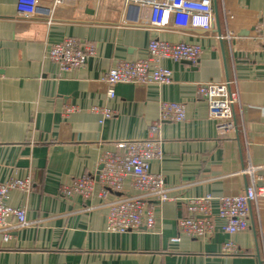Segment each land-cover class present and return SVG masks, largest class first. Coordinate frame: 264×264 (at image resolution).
I'll list each match as a JSON object with an SVG mask.
<instances>
[{
  "label": "crops",
  "instance_id": "obj_1",
  "mask_svg": "<svg viewBox=\"0 0 264 264\" xmlns=\"http://www.w3.org/2000/svg\"><path fill=\"white\" fill-rule=\"evenodd\" d=\"M17 1L0 0V182L30 178L32 184L9 192L8 203L25 209L28 223L7 237L0 232V264H264V199L251 202L243 231L224 230L214 200L212 235L171 239L187 215L186 197L244 192L252 182L243 172L249 164L264 182V0H213L212 32L123 23L122 0H79L51 16L32 17L18 14ZM67 37L93 46L94 53L84 66L62 71L48 50ZM154 37L198 42L200 57L164 59L172 82L119 83L108 98V70L148 57ZM209 80H229L237 94L232 133L217 131L198 94ZM162 100L186 109L183 121L162 122L163 157L150 163L152 172L164 175L169 198L149 200L152 230L108 232L111 202L139 191L129 176L122 190L107 188L103 195L101 158L119 151V140L146 138ZM69 106L76 109L66 112ZM103 108L112 116L104 119ZM84 175L95 180L92 195L62 193ZM229 239L239 252H222Z\"/></svg>",
  "mask_w": 264,
  "mask_h": 264
},
{
  "label": "built area",
  "instance_id": "obj_2",
  "mask_svg": "<svg viewBox=\"0 0 264 264\" xmlns=\"http://www.w3.org/2000/svg\"><path fill=\"white\" fill-rule=\"evenodd\" d=\"M79 0H18L17 12L32 17L38 14L51 16L56 7L75 5ZM125 7L123 23L152 24L178 28L199 27L212 32L214 29L213 0H122ZM223 38V33L217 34ZM149 56L136 60H125L111 67L104 80L107 84V97L116 95L115 86L119 83H158L172 82L173 72L162 65L164 59L189 60L196 62L201 54L198 42H169L154 37L148 45ZM94 53L93 46H86L73 37L54 43L48 50L51 60L57 62L62 71H70L85 65L89 55ZM198 94L208 105V114L216 122L220 134L232 133L237 123L233 118V104L237 94L230 88L229 80L202 82ZM75 106L66 108V112L75 110ZM97 110L98 108H94ZM103 117L109 118L113 112L103 108ZM186 117L185 104L177 101L162 100L159 105L158 120L151 124L148 135L143 139L119 140V151L106 152L101 158L102 168L99 181L103 184L102 194L107 188L122 190L126 177H132L138 195L123 196L111 202L106 220L108 232H127L130 230H152L155 214L150 199L167 200L165 177L160 172H152L150 163L163 157L161 124L163 121H183ZM101 119V122L104 120ZM256 166L249 164L243 172L250 174L252 182L246 190L238 194L189 196L185 198L187 215L179 218V234L172 241H179L181 234L194 238L212 235L215 229L213 221V201H218V216L225 220L224 230L232 235L248 228L251 214V202L264 199V182L256 176ZM30 178H15L0 182V232L5 237L13 228L27 225L26 211L8 203L9 192L13 188L27 190L31 187ZM95 180L84 175L71 185L62 188L63 194L79 192L85 197L92 195ZM225 254L239 252L237 245L229 239L222 246Z\"/></svg>",
  "mask_w": 264,
  "mask_h": 264
},
{
  "label": "water",
  "instance_id": "obj_3",
  "mask_svg": "<svg viewBox=\"0 0 264 264\" xmlns=\"http://www.w3.org/2000/svg\"><path fill=\"white\" fill-rule=\"evenodd\" d=\"M215 14L217 15V9L215 8ZM216 31L218 32V34H220L221 33V30H220V28L217 26V29H216ZM188 62H192V61H189V60H187ZM236 122V121H235ZM102 168V165L100 166V168H99V170H98V175H99V172H100V169Z\"/></svg>",
  "mask_w": 264,
  "mask_h": 264
}]
</instances>
